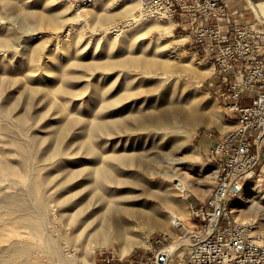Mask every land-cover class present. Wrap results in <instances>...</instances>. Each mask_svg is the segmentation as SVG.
Instances as JSON below:
<instances>
[{
	"label": "rangeland",
	"instance_id": "obj_1",
	"mask_svg": "<svg viewBox=\"0 0 264 264\" xmlns=\"http://www.w3.org/2000/svg\"><path fill=\"white\" fill-rule=\"evenodd\" d=\"M250 1L264 0H236L241 21L260 16ZM181 26L141 16L134 0L86 9L76 0H0V162L11 169L5 175L0 169V188L26 201V213L42 208L53 242L79 264H143L158 238L174 241L175 220L189 224L190 204L206 200L214 185L207 152L233 129L236 114L226 107L213 66ZM101 157L119 162L104 167ZM97 167L113 181L101 184ZM144 187L156 196L142 194ZM139 195L159 215L135 220L137 235H128H146L147 242L124 257L113 243L92 250L102 223ZM241 196L233 201L235 220L264 236L261 168ZM2 210L0 264H17L11 242L20 246L19 264H53L41 230L15 226L23 214ZM11 232L21 237L8 238Z\"/></svg>",
	"mask_w": 264,
	"mask_h": 264
},
{
	"label": "built area",
	"instance_id": "obj_2",
	"mask_svg": "<svg viewBox=\"0 0 264 264\" xmlns=\"http://www.w3.org/2000/svg\"><path fill=\"white\" fill-rule=\"evenodd\" d=\"M76 1L86 9L102 0ZM134 1L141 16L189 30L221 79L227 109L236 114L235 127L209 147L208 161L215 167L210 194L190 204V223L175 220L174 241L158 238L143 264H173L180 251L187 253L183 264H264V236L235 220L232 209L264 165V16L241 21L236 0Z\"/></svg>",
	"mask_w": 264,
	"mask_h": 264
},
{
	"label": "bare ground",
	"instance_id": "obj_3",
	"mask_svg": "<svg viewBox=\"0 0 264 264\" xmlns=\"http://www.w3.org/2000/svg\"><path fill=\"white\" fill-rule=\"evenodd\" d=\"M252 1H250V3H248V6H250V8L252 10H254L258 15L260 16H264V1H261V2H258L256 4H253L251 3ZM85 9V8H83ZM254 12V13H255ZM168 22V20H165ZM169 32V31H168ZM168 32H165V33H161V35H166V33ZM141 67H145V68H151L152 66H154V64H151V63H147V64H140ZM106 113V112H105ZM195 115V114H194ZM190 116V115H189ZM195 117V116H193ZM197 117V116H196ZM195 117V118H196ZM25 119H23L22 117H18L17 121H19L21 124L23 123ZM192 120V119H191ZM196 120V119H195ZM194 120V121H195ZM199 120V119H198ZM197 120V122H198ZM193 121V122H194ZM103 125V124H101ZM104 127V126H103ZM104 129V128H103ZM96 132V131H95ZM31 134V133H30ZM28 140V139H27ZM30 142V141H29ZM28 143V142H27ZM18 146V145H17ZM30 146V145H29ZM19 148H21V146H19ZM29 149V147H28ZM19 152V151H16V153ZM28 152V151H27ZM91 152V151H90ZM99 153V152H98ZM104 153V152H103ZM25 155V154H24ZM105 155V153H104ZM112 155H115V154H112ZM111 155V157H112ZM30 156V155H29ZM106 156V155H105ZM27 157V156H26ZM120 157V156H119ZM93 158V157H92ZM102 158V157H101ZM97 159V162L101 163L100 161H98V158ZM103 159V158H102ZM101 159V160H102ZM105 159V158H104ZM103 161L105 162L104 164V167H109L110 165V168H112V166L116 165V164H113L114 161H117L119 162V158H107ZM121 159V158H120ZM129 159V158H128ZM114 160V161H113ZM126 160V159H125ZM131 160V159H130ZM154 160V159H153ZM26 161V160H25ZM121 161H124L123 159ZM134 161V160H131V162ZM2 162H3V159H2ZM94 162V161H93ZM96 162V163H97ZM103 162V163H104ZM116 162V163H117ZM127 163V161H124ZM156 162V160H155ZM89 163V162H88ZM115 163V162H114ZM122 163V162H121ZM120 163V164H121ZM141 162H139L140 164ZM144 163V162H143ZM5 164H6V161H5ZM5 164H1L0 162V169H1V173L2 175L6 174V173H9L11 172V169L5 165ZM92 164V163H91ZM95 164V163H94ZM113 164V165H112ZM118 164V163H117ZM136 164V162H135ZM138 164V165H139ZM145 164V163H144ZM156 164V163H154ZM101 165V168H104L102 167L103 165ZM127 165V164H126ZM136 165V166H138ZM143 165V164H142ZM141 165V166H142ZM159 165V163H158ZM113 166V167H114ZM125 166V165H124ZM134 166V165H133ZM140 166V168H141ZM144 166V165H143ZM119 167V166H117ZM126 167V166H125ZM130 167V166H129ZM100 169V167H97ZM128 168V167H127ZM139 167L136 168V170L140 169ZM96 167H94L92 170H95ZM113 169V168H112ZM122 169V168H121ZM120 169V170H121ZM107 171H109L108 169H106ZM124 170V168H123ZM113 171V170H112ZM115 171V170H114ZM118 171V170H117ZM118 173V172H117ZM164 173V172H163ZM97 174H98V179L101 180V184L105 185L108 184V183H111L113 180L110 178V176H107V173L104 169H100V170H97ZM113 174V173H111ZM166 174V173H165ZM96 174H94L95 176ZM167 175V174H166ZM93 176V175H92ZM169 180H173L174 178L172 177V175L168 174L167 175ZM115 177V175H114ZM113 177V178H114ZM94 179V178H93ZM115 179V178H114ZM143 180V179H142ZM93 181V180H92ZM115 181V180H114ZM175 181V179L173 180ZM117 182V181H116ZM115 182V183H116ZM18 183V182H17ZM21 183V182H20ZM124 183V182H123ZM122 183V184H123ZM177 183V182H176ZM15 184V183H14ZM129 184V183H128ZM133 184V183H132ZM131 184V186H132ZM95 186V184H93ZM99 185V184H98ZM142 185V184H141ZM116 186V185H114ZM113 186V187H114ZM123 186V185H122ZM135 186V185H134ZM133 186V188H134ZM176 188L179 190V191H182L184 188H185V185L179 181L176 185ZM107 187V186H105ZM110 187V186H109ZM108 187V189H109ZM112 187V188H113ZM96 188V187H94ZM101 188V187H100ZM119 188H123V187H119ZM118 188V190H119ZM132 188V187H131ZM138 188H140V186H138ZM103 189V188H102ZM107 189V190H108ZM116 190V189H114ZM124 190H126V188L124 187ZM128 190V188H127ZM132 190V189H131ZM167 190V189H166ZM248 190V189H247ZM143 193L142 194H148V196H153L155 197L156 195H152L150 194L149 195V190H147L146 187L143 188ZM11 195H9L5 190H3V188H0V210L2 209H6L9 210V211H13V212H21V214L23 215H19V217L12 221V224H15L18 225V226H27V227H31L33 230H36V231H39L41 230L44 238H45V242H44V245H43V248L44 250L49 254V256L51 257L52 259V262L53 264H79V262H77V259L74 257L73 254L69 253V251H62V247L54 240L53 242V238L51 237V230L53 229V225L51 224V222L48 220L47 216L45 215L44 211H42L40 208H35L36 210V215H31L30 213H26L27 211H29L28 209H31L29 204L22 200V199H13V197H9ZM13 196V195H12ZM113 196V195H112ZM146 196V195H145ZM15 197V196H14ZM242 197V196H241ZM18 198V197H17ZM148 198H151V197H148ZM156 199V198H155ZM153 200V199H152ZM158 200V199H157ZM124 202V201H123ZM126 202V201H125ZM162 202V201H160ZM117 203V202H115ZM153 203V202H152ZM155 203V202H154ZM235 206L237 205L234 204ZM125 208H122V209H116V212L118 214H120L119 217H114L113 216L111 218L112 222H110V218L106 221H104V223H102V229L100 230L99 233H97V236H99L101 238V242L99 243H95L94 247L92 250H95V249H98V248H102V247H105L107 245H110V244H116L117 248H118V253H119V256L120 257H124L126 255H128L134 247L136 246H140V245H143L147 242V236H142V235H139L137 237H131L129 236L128 234L131 235L132 232H134V229L132 227L131 224H133L135 222V220L137 219H151V218H155L157 219V216L156 215H159L156 214V207H155V211L153 210V206H151L150 202L148 201V199H146L143 195L141 197V195L139 196H136L133 198V200H131L130 202H128L126 205ZM234 207V206H233ZM233 209V208H232ZM158 210V209H157ZM3 211V210H2ZM54 211V210H53ZM233 212H234V209H233ZM123 215V216H121ZM161 215V214H160ZM160 217H163V216H160ZM166 218V217H165ZM15 219V218H14ZM11 222V221H10ZM133 222V223H132ZM157 222V221H156ZM143 223V222H142ZM139 225V224H138ZM143 225V224H142ZM134 226V225H133ZM97 229V228H96ZM140 229V228H138ZM144 229V228H143ZM54 231V230H53ZM59 231V230H58ZM145 231V230H144ZM147 231V230H146ZM145 231V232H146ZM2 232V231H1ZM51 232V233H50ZM148 232V231H147ZM27 233V232H26ZM36 233V232H35ZM135 235L136 232H134ZM2 234V233H1ZM95 234V233H94ZM27 235V234H26ZM144 235V234H143ZM12 237H21V236H18V234L14 233V232H11L9 234V237L8 238H12ZM60 237V236H59ZM2 238V237H1ZM0 238V239H1ZM4 238V237H3ZM34 239L37 238V237H33ZM32 238V239H33ZM39 238V237H38ZM37 238V239H38ZM17 241V240H16ZM34 242V241H33ZM32 242V243H33ZM1 243V242H0ZM36 245V244H35ZM39 247V246H38ZM66 248V247H65ZM9 252L10 253H13V260L14 262H16L17 264H19V252H20V246H18L17 242H11L10 245H9V248H8ZM20 249V250H19ZM23 250V249H22ZM25 250V249H24ZM70 250V249H69ZM19 251V252H18ZM38 251V250H37ZM41 251V250H40ZM72 251V250H71ZM23 252V251H22ZM31 252V251H30ZM44 252V253H46ZM76 252V251H74ZM39 253V251L37 252V254ZM78 254V253H77ZM80 260V259H79ZM186 260V257H184L183 259H179L177 261H173V264H183ZM29 261V260H28ZM83 261V260H82ZM35 262V261H34ZM50 262V261H49ZM51 262V263H52ZM23 263V262H22ZM81 263V262H80ZM84 263V262H83ZM24 264H34L33 262H29V263H24Z\"/></svg>",
	"mask_w": 264,
	"mask_h": 264
},
{
	"label": "crops",
	"instance_id": "obj_4",
	"mask_svg": "<svg viewBox=\"0 0 264 264\" xmlns=\"http://www.w3.org/2000/svg\"><path fill=\"white\" fill-rule=\"evenodd\" d=\"M241 103L242 104H247V103H249V101H248V99H242L241 100ZM235 127V124H234V126H233V128ZM208 151H209V149H208ZM207 157H208V159H209V153L207 152ZM259 168H261L262 169V172H264V170H263V168H264V165H261Z\"/></svg>",
	"mask_w": 264,
	"mask_h": 264
},
{
	"label": "trees",
	"instance_id": "obj_5",
	"mask_svg": "<svg viewBox=\"0 0 264 264\" xmlns=\"http://www.w3.org/2000/svg\"><path fill=\"white\" fill-rule=\"evenodd\" d=\"M135 257H136V256H134L133 258H135ZM133 258H132V259H133ZM106 264H109V263H106Z\"/></svg>",
	"mask_w": 264,
	"mask_h": 264
}]
</instances>
